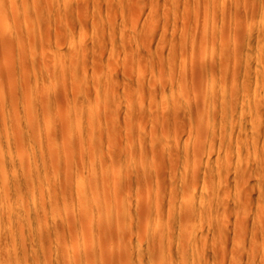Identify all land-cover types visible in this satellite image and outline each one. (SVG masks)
Masks as SVG:
<instances>
[{
	"label": "rangeland",
	"instance_id": "obj_1",
	"mask_svg": "<svg viewBox=\"0 0 264 264\" xmlns=\"http://www.w3.org/2000/svg\"><path fill=\"white\" fill-rule=\"evenodd\" d=\"M0 74V264H264V0H0Z\"/></svg>",
	"mask_w": 264,
	"mask_h": 264
},
{
	"label": "bare ground",
	"instance_id": "obj_2",
	"mask_svg": "<svg viewBox=\"0 0 264 264\" xmlns=\"http://www.w3.org/2000/svg\"><path fill=\"white\" fill-rule=\"evenodd\" d=\"M52 1H53V0H52ZM54 1H55V0H54ZM53 3H54V2H53ZM58 3H59V2H58ZM57 5H58V4H57ZM55 6H56V5H55ZM53 12H54V11H53ZM64 14H65V13H64ZM71 38H72V37H71ZM74 39H75V38H74ZM83 39H84V38H83ZM70 42H71V41H70ZM70 42H69V43H70ZM65 43H67V41H66ZM65 45H66V44H65ZM61 46H62V45H61ZM63 47H64V46H63ZM70 47H71V45H70ZM80 47H81V46H80ZM75 48H76V47H75ZM77 48H78V47H77ZM63 49H64V48H63ZM71 50H72V49H71ZM64 51H66V50H64ZM85 52H86V51H85ZM85 52H84V53H85ZM55 53H56V52H55ZM64 53H65V52H64ZM81 53H82V52H81ZM119 53H120V52H119ZM121 53H122V52H121ZM71 54H72V53H71ZM39 55H40V54H39ZM54 55H55V54H54ZM67 55H68V54H67ZM24 56H25V55H24ZM52 56H53V55H52ZM101 56H102V55H101ZM101 56H100V57H101ZM30 57H31V56H30ZM41 57H42V56H41ZM33 58H34V57H33ZM50 58H51V57H50ZM54 58H55V56H54ZM80 58H81V57H80ZM95 58H96V57H95ZM22 59H23V58H22ZM24 59H25V58H24ZM48 59H49V58H48ZM61 59H62V58H61ZM78 59H79V57H78ZM18 60H19V59H18ZM25 60H26V59H25ZM34 60H36V59H34ZM68 60H69V58H68ZM88 60H89V59H88ZM96 60H97V59H96ZM62 61H63V60H62ZM66 61H67V60H66ZM74 61H76V60H74ZM83 61H85V60H83ZM91 61H92V60H91ZM56 62H57V61H56ZM17 63H18V61H17ZM33 63H34V62H33ZM50 63H51V62H50ZM79 63H80V62H79ZM86 63H87V62H86ZM55 64H56V63H55ZM60 64H61V63H60ZM67 64H68V63H67ZM76 64H77V63H76ZM88 64H89V63H88ZM18 65H19V64H18ZM20 65H22V64H20ZM90 65H91V64H90ZM120 65H122V64L120 63ZM23 66H24V65H23ZM27 66H28V65H27ZM88 66H89V65H88ZM202 66H203V65H202ZM20 67H21V66H20ZM29 67H30V66H29ZM31 67H32V66H31ZM17 68H18V67H17ZM63 68H64V67H63ZM91 68H92V67H91ZM122 68H123V67H122ZM27 69H28V71H29V68H27ZM27 69H26V70H27ZM89 69H90V68H89ZM3 70H4V69H3ZM30 70H31V69H30ZM67 70H68V69H67ZM91 70H92V69H91ZM16 71H17V70H16ZM18 71H19V70H18ZM73 71H74V70H73ZM123 71H125V70H123ZM12 72H13V71H12ZM19 72H20V71H19ZM62 72H63V71H62ZM92 72H93V71H92ZM94 72H95V71H94ZM2 73H3V72H2ZM28 73H29V72H28ZM30 73H31V72H30ZM44 73H45V72H44ZM122 73H123V72H122ZM122 73H121V74H122ZM254 73H255V72H254ZM26 74H27V73H26ZM46 74H48V73H46ZM64 74H65V73H64ZM261 74H262V73H261ZM0 75H1V74H0ZM9 75H10V74H9ZM33 75H34V74H33ZM39 75H40V74H39ZM39 75H38V78H39ZM54 75H55V74H54ZM65 75H66V74H65ZM3 76H4V75H3ZM15 76H16V75H15ZM20 76H21V75H20ZM56 76H57V75H56ZM0 77H2V76H0ZM26 77H27V76H26ZM46 77H47V76H46ZM65 77H67V76H65ZM90 77H91V76H90ZM110 77H111V76H110ZM16 78H17V76H16ZM18 78H19V77H18ZM24 78H25V77H24ZM33 78H34V77H33ZM114 78H115V77H114ZM123 78H124V77H123ZM10 79H11V78H10ZM22 79H23V78H22ZM29 79H30V78H29ZM58 79H59V78H58ZM61 79H62V78H61ZM69 79H70V78H69ZM34 80H35V79H34ZM51 80H52V79H51ZM55 80H56V79H55ZM59 80H60V79H59ZM100 80H101V79H100ZM109 80H110V79H109ZM114 80H115V79H114ZM120 80H121V79H120ZM0 81H1V78H0ZM23 81H24V80H23ZM107 81H108V80H107ZM16 82H17V80H16ZM29 82H30V81H29ZM3 83H4V82H3ZM3 83H2V84H3ZM5 83H6V82H5ZM45 83H46V81H45ZM65 83H66V81H65ZM69 83H70V82H69ZM91 83H92V82H91ZM96 83H97V82H96ZM110 83H111V82H110ZM117 83H118V82H117ZM235 83H236V82H235ZM257 83H258V82H257ZM2 84H1V85H2ZM9 84H10V83H9ZM9 84H8V85H9ZM18 84H19V83H18ZM18 84H17V85H18ZM20 84H21V83H20ZM52 84H53V81H52ZM67 84H68V83H67ZM89 84H90V83H89ZM92 84H93V83H92ZM121 84H122V83H121ZM6 85H7V84H6ZM8 85H7V86H8ZM10 85H11V84H10ZM12 85H13V84H12ZM30 85H31V83H30ZM95 85H97V84H95ZM99 85H100V83H99ZM118 85H119V84H118ZM258 85H259V84H258ZM44 86H45V85H44ZM57 86H58V85H57ZM75 86H76V85H75ZM81 86H82V85H81ZM263 86H264V85H263ZM18 87H19V86H18ZM50 87H52V86H50ZM66 87H67V86H66ZM82 87H83V86H82ZM100 87H102V86H100ZM112 87H113V86H112ZM124 87H125V86H124ZM11 88H12V86H11ZM22 88H23V87H22ZM56 88H57V87H56ZM78 88H79V87H78ZM118 88H119V87H118ZM121 88H122V87H121ZM0 89H1V87H0ZM9 89H10V88H9ZM20 89H21V88H20ZM20 89H19V90H20ZM23 89H24V88H23ZM35 89H36V87H35ZM42 89H43V88H42ZM83 89H84V88H83ZM91 89H92V88H91ZM12 90H14V89H12ZM24 90H25V89H24ZM57 90H58V89H57ZM71 90H72V89H71ZM78 90H79V89H78ZM80 90H81V89H80ZM115 90H116V87H115ZM3 91H4V90H3ZM5 91H6V90H5ZM35 91H36V90H35ZM72 91H73V90H72ZM90 91H91V90H90ZM92 91H93V90H92ZM101 91H102V90H101ZM9 92H10V91H9ZM18 92H19V91H18ZM18 92H17V94H18ZM20 92H22V90H21ZM24 92H25V91H24ZM32 92H33V91H32ZM46 92H47V91H46ZM49 92H50V91H49ZM94 92H95V91H94ZM113 92H115V91H113ZM120 92H121V91H120ZM58 93H59V92H58ZM70 93H71V92H69V94H70ZM100 93H101V92H100ZM255 93H257V92H255ZM8 94H10V93H8ZM13 94H14V93H13ZM19 94H20V93H19ZM35 94H36V93H35ZM55 94H56V93H55ZM81 94H82V93H81ZM83 94H84V93H83ZM94 94H95V93H94ZM111 94H112V93H111ZM117 94H118V93H117ZM6 95H7V94H6ZM6 95H4V96H6ZM25 95H26V94H25ZM53 95H54V94H53ZM71 95H72V94H71ZM75 95H76V94H75ZM99 95H100V94H99ZM101 95H102V94H101ZM115 95H116V94H115ZM17 96H18V95H17ZM38 96H39V95H38ZM41 96H43V94H41ZM41 96H40V97H41ZM78 96H79V95H78ZM258 96H259V95H258ZM7 97H10V96H7ZM23 97H24V95H23ZM43 97H44V96H43ZM57 97H59V96H57ZM64 97H65V96H64ZM110 97H111V96H110ZM112 97H113V96H112ZM116 97H117V95H116ZM122 97H123V96H122ZM18 98H19V96H18ZM30 98H31V97H30ZM48 98H49V97H48ZM66 98H67V97H66ZM71 98H72V96H71ZM78 98H79V97H78ZM87 98H88V97H87ZM92 98H93V97H92ZM24 99H25V98H24ZM39 99H40V98H39ZM49 99H50V98H49ZM49 99H48V100H49ZM60 99H61V98H60ZM79 99H80V98H79ZM117 99H118V98H117ZM117 99H116V100H117ZM21 100H22V99H21ZM54 100H55V99H54ZM100 100H101V98H100ZM102 100H103V99H102ZM111 100H112V98H111ZM16 101H17V100H16ZM25 101H26V99H25ZM38 101H39V100H38ZM40 101H41V100H40ZM52 101H53V100H52ZM82 101H84V100H82ZM85 101H86V100H85ZM92 101H93V100H92ZM94 101H95V100H94ZM118 101H119V100H118ZM246 101H247V100H246ZM41 102H42V101H41ZM122 102H123V99H122ZM24 103H25V102H24ZM69 103H70V102H69ZM95 103H96V102H95ZM107 103H108V102H107ZM109 103H110V102H109ZM7 104H8V103H7ZM12 104H13V103H12ZM19 104H20V103H19ZM50 104H51V103H50ZM50 104H49V105H50ZM87 104H88V102H87ZM101 104H102V103H101ZM123 104H124V103H123ZM253 104H254V103H253ZM1 105H2V104H1ZM37 105H38V104H37ZM70 105H71V104H70ZM95 105H96V104H95ZM107 105H109V104H107ZM4 106H5V105H4ZM7 106H8V105H7ZM11 106H13V105H11ZM28 106H29V105H28ZM40 106H41V105H40ZM125 106H126V105H125ZM263 106H264V105H263ZM9 107H10V106H9ZM9 107H8V111L10 110ZM36 107H37V106H36ZM44 107H45V106H44ZM96 107H97V106H96ZM104 107H105V106H104ZM112 107H113V106H112ZM231 107H232V106H231ZM233 107H234V106H233ZM20 108H21V107H20ZM26 108H27V107H26ZM34 108H35V107H34ZM81 108H82V107H81ZM81 108H80V109H81ZM100 108H101V107H100ZM114 108H115V106H114ZM124 108H125V107H124ZM13 109H14V108H13ZM24 109H25V108H24ZM38 109H39V108H38ZM67 109H68V108H67ZM71 109H72V108H71ZM243 109H244V108H243ZM246 109H247V108H246ZM257 109H259V108L257 107ZM1 110L4 111L2 108H1ZM22 110H23V109H22ZM26 110H27V109H26ZM26 110H23V111L25 112V114H26V116H27V115H28V114H27L28 110H27V111H26ZM55 110H56V109H55ZM81 110H82V109H81ZM88 110H89V109H88ZM97 110H98V109H97ZM112 110H113V109H112ZM248 110H249V109H248ZM8 111H7V112H8ZM71 111H72V110H71ZM79 111H80V110H79ZM125 111H126V110H125ZM257 111H258V110H257ZM34 112H35V111H34ZM96 112H97V111H96ZM122 112H123V111H122ZM187 112H188V111H187ZM226 112H227V111H226ZM228 112H229V111H228ZM233 112H234V111H233ZM237 112H238V111H237ZM263 112H264V111H263ZM1 113H2V112H1ZM3 113L5 114V111H4ZM3 113H2V114H3ZM9 113H10V111H9ZM12 113H13V112H12ZM20 113H21V112H20ZM90 113H91V112H90ZM92 113H93V112H92ZM97 113H98V112H97ZM126 113H127V112H126ZM222 113H223V112H222ZM4 114H3V115H4ZM7 114H8V113H7ZM7 114H6V115H7ZM23 114H24V113H23ZM34 114H36V112H35ZM66 114H68V113H66ZM94 114H95V113H94ZM100 114H101V113H100ZM105 114H106V113H105ZM123 114H124V112H123ZM123 114H122V115H123ZM227 114L229 115V113H227ZM239 114H240V113H239ZM259 114H260V113H259ZM6 115H4V116H6ZM45 115H46V114H45ZM75 115H76V114H75ZM77 115H78V114H77ZM1 116H2V115H1ZM1 116H0V117H1ZM13 116H14V115H13ZM13 116L11 115V117H13ZM26 116H25V117H26ZM107 116H108V114H107ZM107 116H105V117H107ZM109 116H110V115H109ZM123 116H125V114H124ZM177 116H178V115H177ZM6 117H8V116H6ZM9 117H10V115H9ZM9 117H8V120H6L7 118H5V121H6V122L3 121V122H4L3 124L5 125V123H6V126H7V123H8V125H9V122H7V121H9L10 118H11V117H10V118H9ZM15 117H17V116H14L13 119H14ZM22 117H24V115H23ZM33 117H34V116H33ZM44 117H45V116H44ZM72 117H73V116H72ZM91 117H92V115H91ZM100 117H102V116H100ZM110 117H111V116H110ZM112 117H113V116H112ZM121 117H122V116H121ZM172 117H173V115H172ZM178 117H179V116H178ZM238 117H240V116H238ZM261 117H262V116H261ZM2 118H4V117L2 116ZM2 118H1V119H2ZM18 118H19V117H18ZM117 118H118V117H117ZM192 118H193V117H192ZM231 118H232V117H231ZM245 118H246V117H245ZM247 118H248V117H247ZM1 119H0V120H1ZM13 119L10 120V124H12L11 122L13 121V123H14L13 125H14V126H15L16 123H17L16 125H18V122H17L18 119L16 118V121H14ZM19 119H21V116H20ZM26 119H27V118H26ZM101 119H102V118H101ZM104 119H105V118H104ZM106 119H107V118H106ZM110 119H111V118H110ZM173 119H174V118H173ZM175 119H176V118H175ZM179 119H180V118H179ZM2 120H3V119H2ZM21 120H23V118H22ZM24 120H25V118H24ZM24 120H23V121H24ZM48 120H49V119H48ZM77 120H78V119H77ZM89 120H90V119H89ZM111 120H112V119H111ZM120 120H121V119H120ZM214 120H215V119H213V121H214ZM240 120H241V118H240ZM247 120H249V119H247ZM18 121H19V120H18ZM25 121H26V122H25V123L23 122V124H26V126H27V125H28V124H27V123H28V122H27L28 119L25 120ZM96 121H97V120H96ZM102 121H103V120H102ZM123 121H125V120H123ZM174 121H175V120H174ZM174 121H173V122H174ZM179 121H180V120H179ZM187 121H188V120H187ZM194 121H195V120H194ZM250 121H251V120H250ZM15 122H16V123H15ZM20 122H22V121H19V123H20ZM83 122H84V121H83ZM97 122H98V121H97ZM105 122H106V120H105ZM105 122H104V123H105ZM197 122H198V121H197ZM245 122H246V121H245ZM1 123H2V122H1ZM1 123H0V124H1ZM50 123H51V122H50ZM102 123H103V122H102ZM106 123H108V122H106ZM124 123H126V122H124ZM179 123H181V122H179ZM238 123H239V122H238ZM249 123H250V122H249ZM34 124H36V123H34ZM42 124H43V123H42ZM44 124H45V123H44ZM54 124H55V123H54ZM60 124H61V123H60ZM78 124H79V123H78ZM162 124H163V122H162ZM174 124H175V123H174ZM184 124H185V123H184ZM192 124L194 125V123H192ZM227 124H228V122H227ZM1 125H2V124H1ZM103 125H104V124H103ZM108 125H109V124H108ZM120 125H121V124H120ZM155 125H156V124H155ZM176 125H177V124H176ZM176 125H175V126H176ZM178 125H179V124H178ZM193 125H192V126H193ZM9 126H10V125H9ZM9 126H7V128H8ZM11 126H12V125H11ZM14 126H13V129H15V127H16V126H15V127H14ZM26 126L24 125L25 128H22V130L20 131V133H17V132H18L17 129H16L17 131L15 130L17 134H21V135H22L21 139H22V138L25 139V137L28 138V136H29V132H28V130H27V129H28L27 127H29V126H27V127H26ZM42 126H43V125H42ZM46 126H47V125H46ZM89 126H90V125H89ZM95 126H96V125H95ZM123 126H124V125H123ZM179 126H180V125H179ZM239 126H240V125H239ZM22 127H23V125H22ZM33 127H34V126H33ZM77 127H78V125H77ZM106 127H107V126H106ZM108 127H109V126H108ZM177 127H178V126H177ZM3 128H5V127H3ZM3 128H2V129H3ZM7 128H5V130H6ZM9 128H11V127H9ZM103 128H104V127H103ZM160 128H161V127H160ZM193 128H194V127H193ZM237 128H238V127H237ZM11 129H12V128H11ZM13 129H12V130H13ZM55 129H56V128H55ZM82 129H83V127H82ZM87 129H88V128H87ZM87 129H86V130H87ZM100 129H101V128H100ZM174 129H175V128H174ZM188 129H189V128H188ZM202 129H204V128H202ZM257 129H258V128H257ZM5 130H4V131H5ZM7 130H10V129H7ZM7 130H6V131H7ZM34 130H35V129H34ZM80 130H81V129H80ZM89 130H90V129H89ZM151 130H152V129H151ZM176 130H177V129H176ZM189 130H190V129H189ZM225 130H226V129H225ZM0 131H1V129H0ZM6 131H5V133H6ZM42 131H43V130H42ZM46 131H47V130H46ZM46 131H45V132H46ZM78 131H79V130H78ZM125 131H126V130H125ZM125 131H124V132H125ZM179 131H180V130H179ZM191 131H192V130H190V133H191ZM201 131H202V130H201ZM221 131H222V130H221ZM262 131H263V130H262ZM11 132H13V131H11ZM146 132H147V131H146ZM152 132H153V130H152ZM174 132H175V131H174ZM16 133L14 134V132H13L14 137H15L14 139H16V137H17V136H16V135H17ZM40 133H41V132H40ZM61 133H62V132H61ZM86 133H87V132H86ZM103 133H104V132H103ZM127 133H128V132H127ZM140 133H141V132H140ZM177 133H178V132H177ZM193 133H194V132H193ZM75 134H76V133H75ZM100 134H101V133H99V136H100ZM125 134H126V133H125ZM146 134H147V133H146ZM152 134H155V133H152ZM184 134H186V133H184ZM197 134H199V133H197ZM219 134H220V133H219ZM263 134H264V133H263ZM5 135H6V134H5ZM9 135H10V134H9ZM36 135H37V134H36ZM44 135H45V134H44ZM83 135H84V134H83ZM86 135H88V133H87ZM141 135H142V134H141ZM177 135H178V134H177ZM187 135H188V134H187ZM202 135H203V134H202ZM209 135H210V134H209ZM255 135H256V134H255ZM54 136H56V135H54ZM91 136H92V135H91ZM121 136H122V135H121ZM139 136H140V135H139ZM198 136H199V135H198ZM33 137H34V136H33ZM35 137H36V136H35ZM40 137H41V136H40ZM45 137H46V136H45ZM69 137H70V136H69ZM69 137H68V138H69ZM83 137H84V136H83ZM88 137H90V136L88 135ZM101 137H102V135H101ZM124 137H125V136H124ZM149 137H150V136H149ZM152 137H153V136H151V138H152ZM212 137H213V135H212ZM3 138H4V137H3ZM12 138H13V137H12ZM37 138H38V137H37ZM78 138H79V137H78ZM93 138H95V137H93ZM99 138H100V137H99ZM198 138H199V137H198ZM202 138H203V137H202ZM262 138H263V136H262ZM17 139H19V137H18ZM45 139H46V138H45ZM76 139H77V138H76ZM89 139H90V138H89ZM204 139H205V136H204ZM208 139H209V138H208ZM210 139H211V138H210ZM214 139H215V138H214ZM255 139H256V138H255ZM33 140H35V139H33ZM79 140H80V139H79ZM202 140H203V139H202ZM257 140H258V139H257ZM13 141H14V140H13ZM15 141H17V140H15ZM18 141L21 142L20 139H19ZM18 141H17V142H18ZM22 141H23V140H22ZM24 141H28V140L25 139ZM44 141H45V140H44ZM62 141H63V140H62ZM142 141H143V140H142ZM200 141H201V140H200ZM17 142H16V143H17ZM37 142H38V140H37ZM47 142H48V141H47ZM79 142H80V141H79ZM82 142H83V141H82ZM108 142H109V141H108ZM146 142H147V141H146ZM8 143H9V142H8ZM8 143L6 142V144H8ZM16 143H15V144H16ZM24 143H25V142H24ZM39 143H41V142H39ZM57 143H58V142H56V145H57ZM95 143H96V142H95ZM124 143H125V142H124ZM124 143H123V144H124ZM143 143H144V142H143ZM147 143H148V142H147ZM165 143H166V142H165ZM263 143H264V142H263ZM13 144H14V143H13ZM13 144H12V145H13ZM15 144H14V146H11V147H9V148H13V147L15 148V147H16ZM17 144H18V143H17ZM29 144H30V143H29ZM62 144H63V143H62ZM84 144H85V143H84ZM88 144H89V143H88ZM88 144H87V145H88ZM103 144H104V143H103ZM123 144H122V146H123ZM2 145H3V144H2ZM2 145L0 144V147H1ZM9 145H11V142H10V144H8V146H9ZM18 145H19V144H18ZM18 145H17V146H18ZM25 145H26V144H25ZM35 145H36V144H35ZM95 145H96V144H95ZM111 145H112V144H111ZM115 145H116V144H115ZM119 145H121V144L119 143ZM187 145H188V144H187ZM5 146H7V145H5ZM8 146H7V149H8ZM19 146H20V145H19ZM28 146H29V145H28ZM36 146H37V145H36ZM46 146H47V145H46ZM101 146H102V144H101ZM106 146H107V145H106ZM127 146H128V145H127ZM145 146H146V145H145ZM150 146H151V145H150ZM157 146H158V145H157ZM161 146H162V145H161ZM173 146H174V145H173ZM2 147H3V146H2ZM40 147H41V146H40ZM63 147H64V146H63ZM81 147H84V146H81ZM85 147H86V146H85ZM109 147H111V146H109ZM183 147H184V146H183ZM257 147H258V146H257ZM4 148H5V147H4ZM16 148L18 149V147H16ZM16 148H15V149H16ZM87 148H88V147H87ZM92 148H93V146H92ZM97 148H98V147H97ZM164 148H165V147H164ZM174 148H175V147H174ZM205 148H206V147H205ZM21 149H22V148H21ZM64 149H65V148H64ZM64 149H63V150H64ZM94 149H95V148H94ZM107 149H108V147H107ZM121 149H122V148H121ZM150 149H151V148H150ZM162 149H163V147H162ZM179 149H180V148H179ZM189 149H190V148H189ZM1 150H3V148H2ZM42 150H44V149H42ZM123 150H124V149H123ZM131 150H132V149H131ZM184 150H185V149H184ZM186 150H187V149H186ZM4 151H5V150H4ZM12 151H15V150H11V152L8 151L9 153H11V156H13L12 154H14V153H12ZM66 151H67V150H66ZM66 151H65V152H66ZM95 151H96V150H95ZM147 151H149V150L147 149ZM168 151H169V150H168ZM172 151H173V150H172ZM179 151H180V150H179ZM196 151H198V150H196ZM196 151H195V152H196ZM217 151H218V150H217ZM6 152H7V151H6ZM8 152H7V154H9ZM21 152H22V151H21ZM23 152H24V151H23ZM44 152H45V150H44ZM51 152H52V151H51ZM63 152H64V151H63ZM141 152H142V151H141ZM223 152H224V151H223ZM0 153H1V152H0ZM16 153H17V152H16ZM95 153H96V152H95ZM97 153H98V152H97ZM97 153H96V154H97ZM144 153H145V152H144ZM146 153H147V152H146ZM149 153H150V152H149ZM193 153H194V152H193ZM196 153H198V152H196ZM89 154H90V153H89ZM96 154H94V155L96 156ZM194 154H195V153H194ZM2 155H3V154H2ZM94 155H93V156H94ZM98 155L100 156V154H98ZM216 155H217V154H216ZM226 155H227V154H226ZM235 155H236V154H235ZM6 156H7V155H6ZM212 156H213V155H212ZM2 157H3V156H2ZM4 157H5V156H4ZM51 157H52V156H51ZM110 157H111V156H110ZM10 158H12V157H9V159H10ZM19 158H21L20 155H19ZM22 158H23V157H22ZM22 158H21V159H22ZM26 158H27V157H26ZM85 158H86V157H85ZM92 158H93V157H92ZM111 158H112V157H111ZM225 158H226V157H225ZM21 159H19V160H20L19 163L21 162V164H19L18 161H17V163H18L19 165H18L16 162H15V163H16V164H15L14 161H11V160H10V161H11L13 164L9 165V162H10V161L7 162L8 164H7V163H6V164H7V166H10V167H8V168H11L12 166L15 168V167L17 166V168L20 167V168L22 169V171H21L22 174L20 173V174H21L20 177H22V179H21V180H18L17 182H15L16 179H17V178H15V181L13 182V180H14V179H13L11 183H12V185L14 184V186H15L16 183H17V184L20 183L19 185H17V186H19V188L21 187L19 190L22 191V189H23V190H24V194H26V193H25V190L27 191V189L30 188V185H29V184H30V182H29V175H27V172H28V174H29V171H28V168H29V167L27 168V166H26V164H25V163H27L26 160H28V159H26V160H24V159L21 160ZM30 159H31V158H30ZM98 159H99V158H98ZM103 159H104V158H103ZM114 159H115V158H114ZM116 159H117V158H116ZM12 160H14V157H13ZM106 160H107V158H106ZM106 160H105V161H106ZM121 160H122V159H121ZM234 160H235V159H234ZM4 161H5V160H4ZM4 161H3V160H0V180H1V181H0V185H1L2 183H4V185H2V186H5V185H6V181H5L4 178L7 177L6 174L9 172V170L6 171V172H4V173L2 172V171H5L4 168H6V167H4V163H5ZM30 161H31V160H30ZM90 161H92V160H90ZM97 161H98V160H97ZM97 161H96V162H97ZM103 161H104V160H103ZM122 161H123V160H122ZM31 162H32V161H31ZM83 162H84V161H83ZM83 162H82V163H83ZM101 162H102V161H101ZM107 162H108V161H107ZM113 162H114V161H113ZM72 163H73V162H72ZM90 163H91V162H90ZM227 163H228V162H227ZM227 163H226V164H227ZM68 164H69V163H68ZM87 164H88V161H87ZM94 164H95V162H94ZM107 164H108V163H107ZM110 164H111V163H110ZM113 164H114V163H113ZM134 164H135V163H134ZM229 164H230V163H229ZM15 165H16V166H15ZM31 165H32V163H31ZM70 165H71V164H70ZM73 165H74V163H73ZM84 165H85V164H84ZM101 165H102V164H100L99 166H101ZM111 165H112V164H111ZM125 165H126V164H125ZM5 166H6V165H5ZM93 166H94V165H93ZM112 166H113V165H112ZM13 167H12V168H13ZM104 167H105V166H104ZM128 167H129V166H128ZM8 168H7V169H8ZM98 168H99V167H98ZM35 169H36V168H35ZM111 169H112V168H111ZM121 169H122V168H121ZM128 169H129V168H128ZM1 170H2V171H1ZM10 170L12 171L13 169H10ZM95 170H96V169H95ZM105 170H106V169H105ZM119 170H120V169H119ZM13 171H14V170H13ZM19 172H20V171H19ZM76 172H77V170H76ZM92 172H93V171H92ZM103 172H104V170H103ZM118 172H119V171H118ZM125 172H126V171H125ZM134 172H135V170H134ZM139 172H140V171H139ZM5 173H6V174H5ZM10 173L13 174V172H10ZM10 173H9V174H10ZM59 173H60V172H59ZM64 173H65V172H64ZM68 173H69V172H68ZM68 173H67V174H68ZM106 173H107V172H106ZM121 173H122V172H121ZM9 174H7V175H9ZM53 174H54V173H53ZM80 174H81V172H80ZM101 174H102V173H101ZM3 175H4L5 177H3ZM13 175H14V174H13ZM50 175H51V174H50ZM82 175H83V174H82ZM91 175H92V174H91ZM97 175L99 176L98 173H97ZM105 175H106V174H105ZM118 175H119V174H118ZM129 175H130V174H129ZM131 175H132V174H131ZM53 176H54V175H53ZM66 176H67V175H66ZM75 176H77V175H75ZM55 177H57V176H55ZM55 177H54V178H55ZM93 177H95V176H93ZM117 177H118V176H117ZM65 178H66V177H65ZM70 178H71V177H70ZM83 178H84V177H83ZM83 178H82V179H83ZM90 178H91V177H90ZM18 179H20V178H18ZM97 179H98V178H97ZM107 179H108V178H107ZM121 179H122V178H121ZM53 180H54V179H53ZM53 180H52V181H53ZM63 180H64V178H63ZM118 180H119V179H118ZM19 181H20V182H19ZM75 181H76V180H75ZM77 181H78V180H77ZM103 181H104V180H103ZM127 181H128V180H127ZM73 182H74V180H73ZM93 182H94V181H93ZM97 182H98V180H97ZM113 182H114V180H113ZM11 183H10V185H11ZM54 183H55V182H54ZM64 183H66V182L64 181ZM67 183H68V182H67ZM67 183H66V184H67ZM88 183H89V182H88ZM91 183H92V181H91ZM91 183H90V184H91ZM111 183H112V181H111ZM69 184H70V183H69ZM79 184H80V183H78V185H79ZM83 184H84V183H83ZM107 184H108V182H107ZM114 185H115V184H114ZM69 186H70V185H69ZM69 186H68V187H69ZM75 186H76V184H75ZM88 186H89V185H88ZM104 186H105V185H104ZM0 187H1V186H0ZM11 187H13V186H11ZM15 187H16V186H15ZM15 187H14V191H15ZM78 187H79V186H78ZM117 187H118V186H117ZM4 188H5V190H0V206H2V205L4 206V205L6 204L5 201H6L7 198L4 199V197H6V195H8L7 193H9V192H8L9 187L7 186V188H6V187H4ZM56 188H57V187H56ZM98 188H99V187H98ZM114 188H116V187H114ZM0 189H1V188H0ZM2 189H3V188H2ZM12 189H13V188H11L10 190H12ZM16 189H17V187H16ZM88 189H89V188H88ZM88 189H87V190H88ZM122 189H123V188H122ZM10 190H9V191H10ZM19 190H18V191H19ZM28 190H29V189H28ZM64 190H65V189H64ZM78 190H79V188H78ZM106 190H107V189H106ZM119 190H120V189H119ZM14 191H13V192H14ZM71 191H72V190H71ZM91 191H92V190H91ZM22 192H23V191H22ZM27 192H28V191H27ZM76 192H78L77 189H76ZM107 192H108V190H107ZM115 192H116V190H115ZM64 193H65V191H64ZM73 193H74V192H73ZM92 193H93V192H92ZM122 193H123V192H122ZM46 194H47V193H46ZM75 194H76V193H75ZM83 194H84V193H83ZM89 194H90V193H89ZM113 194H114V193H113ZM68 195H69V194H68ZM106 195H108V194L106 193ZM31 196H32V195H31ZM37 196H38V195H37ZM65 196H66V195H65ZM65 196H64L63 200L65 199ZM80 196H83V195H80ZM85 196H86V195H85ZM85 196H84V197H85ZM87 196H88V195H87ZM100 196H101V195H100ZM104 196H105V195H104ZM110 196H111V195H110ZM113 196H117V194H115V195H113ZM121 196H122V195H121ZM75 197H76V196H75ZM88 197H90V196H88ZM88 197H87V198H88ZM92 197H93V196H92ZM119 197H120V196H119ZM106 198H107V197H106ZM106 198H103V199L105 200ZM108 198L110 199V197H108ZM113 198H114V197H113ZM115 198H116V197H115ZM58 199H59V198H58ZM130 200H131V199H130ZM69 201H70V199H69ZM82 201H83V200H82ZM90 201H91V200H90ZM96 201H97V200H96ZM101 201H102V200H101ZM156 201L158 202V200H156ZM38 202H39V201H38ZM62 202H63V201H62ZM75 202H76V201H75ZM77 202H78V201H77ZM83 202H84V201H83ZM93 202H95V201H93ZM102 202H103V201H102ZM107 202H108V201H107ZM130 202H131V201H130ZM1 203H2V204H1ZM41 203H42V202H41ZM44 203H45V201H44ZM51 203H52V202H51ZM96 203H97V202H96ZM98 203H99V202H98ZM128 203H129V202H128ZM133 203H134V202H133ZM153 203H154V202H153ZM153 203H151V204H153ZM155 203H156V202H155ZM103 204H104V203H103ZM109 204H110V203H109ZM120 204H121V203H120ZM134 204H135V203H134ZM140 204H141V203H140ZM147 204H148V203H147ZM156 204H157V203H156ZM158 204H159V203H158ZM27 205H28V204H27ZM82 205H83V204H81V206H82ZM84 205H85V203H84ZM107 205H108V204H107ZM107 205H106V206H107ZM3 206H2V207H3ZM55 206H56V205H55ZM57 206H58V205H57ZM62 206H63V205H62ZM108 206H109V205H108ZM108 206H107V207H108ZM24 207H25V206H24ZM39 207H40V206H39ZM48 207H49V206H48ZM48 207H47V208H48ZM85 207H86V206H85ZM97 207H98V206H97ZM109 207H110V206H109ZM109 207H108V208H109ZM116 207H117V206H116ZM156 207H157V206H156ZM67 208H68V207H67ZM67 208H65V209H67ZM102 208H103V206H102ZM112 208H113V207H112ZM130 208H131V207H130ZM143 208H144V207H143ZM69 209H70V208H69ZM79 209H80V208H79ZM99 209L101 210V208H99ZM134 209H136V208H134ZM160 209H161V208H160ZM1 210H2V209H1ZM38 210H39V209H38ZM91 210H92V209H91ZM108 210H109V209H108ZM108 210L105 211L106 215H108V214L111 213L110 211H109L110 213H108ZM140 210H141V209H140ZM146 210H148V209L146 208ZM149 210H150V209H149ZM4 211H7V212H8V210H6V209H5ZM39 211H40V210H39ZM42 211H43V209H42ZM66 211H67V210H66ZM94 211H95V210H94ZM103 211H104V209H103ZM116 211H118V209H117ZM121 211H122V210H121ZM137 211L139 212V210H137ZM156 211H159V210L157 209ZM1 212H3V210H2ZM1 212H0V213H1ZM7 212H4V213L8 214ZM9 212H10V210H9ZM24 212H25V211H24ZM27 212H28V211H27ZM55 212H56V211H55ZM68 212H70V211H68ZM99 212L102 213V211H99ZM118 212H119V211H118ZM87 213H89V212H87ZM107 213H108V214H107ZM123 213L125 214V211H124ZM133 213H134V212H133ZM146 213H147V211H146ZM103 214H104V213H103ZM131 214H132V213H131ZM140 214H142V212H141ZM143 214H145V213H143ZM143 214H142V215H143ZM155 214H156V212H155ZM2 215H3V214H2ZM49 215H50V214H49ZM64 215H65V214H64ZM77 215H79V214H77ZM90 215H91V214H90ZM95 215H96V214H95ZM98 215H99V214H97V216H98ZM112 215H113V214H112ZM133 215H135V214H133ZM142 215H141V218H142ZM147 215H148V214H147ZM79 216H80V215H79ZM83 216H84V214H83ZM91 216H92V215H91ZM63 217H64V216H63ZM118 217L120 218V214H119ZM151 217H152V216H151ZM103 218H104V217H103ZM121 218H122V217H121ZM139 218H140V217H139ZM144 218H146L145 215H144ZM148 218H149V217H147V219H148ZM123 219H124V218H123ZM51 220H52V219H51ZM84 220H85V219H84ZM116 220H117V219H116ZM187 220H188V219H187ZM97 221H98V220H97ZM107 221H108V220H107ZM114 221H115V220H114ZM185 221H186V220H185ZM94 222H95V221H94ZM108 222H109V224H111L110 221H108ZM121 222H122V221H121ZM142 222H143V220H142ZM50 223H51V222H50ZM71 223H73V222H71ZM71 223H70V225H72ZM99 223H100V222H99ZM124 223H125V222H124ZM86 224H87V223H85V225H86ZM133 224H134V223H133ZM140 224H142V223H140ZM50 225H51V224H50ZM96 225H97V224H96ZM96 225H95V226H96ZM68 226H69V225H68ZM134 226H135V225H134ZM137 226H138V225H137ZM140 226H141V225H140ZM87 227H88V226H87ZM115 227H116V226H115ZM117 227H118V226H117ZM122 227H123V226H122ZM69 228H70V226H69ZM71 228H72V226H71ZM91 228H92V227H91ZM108 228H109V227H108ZM108 228H107V229H108ZM95 229H96V228H95ZM98 229H99V228H98ZM98 229H97V230H98ZM107 229H106V230H107ZM164 229H165V228H164ZM41 230H42V228H41ZM67 230H68V229H67ZM84 230H85V229H84ZM151 230H152V229H151ZM170 230H171V229H170ZM49 231H50V230H49ZM51 231H52V230H51ZM135 231H136V229H135ZM66 232H67V231H66ZM89 232H90V231H89ZM143 232H144V231H143ZM155 232H156V231H155ZM87 233H88V232H87ZM97 233H98V232H97ZM99 233H100V232H99ZM129 233H130V232H129ZM63 234H64V233H63ZM67 234H68V233H67ZM80 234H82V233H80ZM152 234H153V233H152ZM160 234H161V232H160ZM48 235H49V233H48ZM68 235H69V234H68ZM72 235H73V234H72ZM102 235H103V234H102ZM107 235H109V234L107 233ZM126 235H127V234H126ZM135 235H136V234H135ZM52 236H54V235H52ZM52 236H51V237H52ZM85 236H87V235H85ZM103 236H104V235H103ZM129 236H130V235H129ZM138 236H139V235H138ZM149 236H151V235H149ZM67 237L69 238V236H67ZM71 237H72V236H71ZM87 237H89V236H87ZM118 237H119V236H118ZM135 237H136V236H135ZM141 237H142V236H141ZM53 238H54V237H53ZM55 238H56V237H55ZM95 238H96V237H95ZM99 238H100V235H99ZM106 238H107V237H106ZM144 238H145V237H144ZM144 238H143V240H145ZM147 238H148V236H147ZM152 238H154V237H152ZM158 238H159V237H158ZM51 239H52V238H51ZM61 239H62V238H61ZM168 239H169V237H168ZM82 240H83V239H82ZM86 240H87V239H86ZM86 240H85V241H86ZM108 240H109V239H108ZM137 240H138V239H137ZM148 240H149V238H148ZM53 241H54V240H53ZM85 241H84V243H85ZM152 241H153V240H152ZM167 241H168V240H167ZM57 242H58V241H57ZM153 242H154V241H153ZM156 242H157V241H156ZM59 243H60V242H59ZM59 243H58V244H59ZM87 243H88V242H87ZM120 243H121V242H120ZM54 244H55V243H54ZM67 244H68V243H67ZM76 244H77V243H76ZM81 244H82V243H81ZM88 244H89V243H88ZM126 244H127V243H126ZM150 244H151V243H150ZM155 244H156V243H155ZM165 244H166V243H165ZM55 245H56V244H55ZM72 245H73V244H72ZM102 245H103V244H102ZM158 245H159V244H158ZM170 245H171V244H170ZM53 246H54V245H53ZM76 246H77V245H76ZM87 246H88V245H87ZM105 246H107V245H105ZM51 247H52V246H51ZM94 247H95V246H94ZM143 247H144V246H143ZM145 247H146V246H145ZM152 247H153V246H152ZM116 248H117V247H116ZM159 248H161V247H159ZM59 249H60V248H59ZM146 249H147V247H146ZM149 249H150V248H149ZM151 249H154V248H151ZM169 249H170V248H169ZM54 250H55V249H54ZM73 250H74V249H73ZM80 250H81V249H80ZM89 250H90V249H89ZM89 250H88V251H89ZM106 250H107V249H106ZM76 251H77V250H76ZM91 251H92V250H91ZM112 251H113V250H112ZM152 251H153V250H152ZM45 252H46V251H45ZM63 252H65V251H63ZM156 252H157V251H156ZM84 253H85V252H84ZM92 253H93V252H92ZM170 253H171V252H170ZM48 254H49V253H48ZM77 254H79V252H78ZM103 254H104V253H103ZM145 254H146V253H145ZM145 254H144V255H145ZM161 254H162V253H161ZM175 254H176V253H175ZM65 255H67V254L65 253ZM68 255H69V254H68ZM87 255H88V254H87ZM95 255H96V254H95ZM48 256H49V255H48ZM81 256H82V255H81ZM84 256H85V255H84ZM177 256H178V255H177ZM60 257H61V256H60ZM79 257H80V255H79ZM99 257H101V256H99ZM107 257H109V256H107ZM116 257H117V256H116ZM123 257H124V256H123ZM140 257H141V256H140ZM181 257H182V256H181ZM54 258H55V257H54ZM65 258H66V257H65ZM91 258H92V256H91ZM103 258H104V257H103ZM136 258H137V256H136ZM74 259H75V258H74ZM74 259H73V260H74ZM77 259H78V258H77ZM100 259H101V258H100ZM134 259H135V258H134ZM142 259H143V258H141V261H142ZM78 260H79V259H78ZM104 260H105V258H104ZM108 260H109V259H108ZM114 260H116V259H114ZM118 260H119V259H118ZM118 260H116V261H118ZM146 260H147V259H146ZM168 260H169V259H168ZM53 261H54V260H53ZM81 261H82V260H81ZM111 261H113V260H111ZM119 261H120V260H119ZM175 261H176V259H175ZM177 261H178V260H177ZM54 262H55V261H54ZM56 262H57V261H56ZM69 262H71V261H69ZM101 262H102V261H101ZM109 262H110V261H109ZM129 262H130V261H129ZM129 262H128V263H125V264H129ZM137 262H138V261H137ZM146 262H147V261H146ZM153 262H155V261H153ZM179 262H180V261H179ZM191 262H192V261H191ZM107 263H108V262H107ZM114 263H115V261H114ZM117 263H118V262H117ZM138 263H139V262H138ZM141 263H142V262H141ZM193 263H194V262H193ZM52 264H53V263H52ZM64 264H65V263H64ZM78 264H79V263H78ZM87 264H88V263H87ZM91 264H92V262H91ZM103 264H104V263H103ZM123 264H124V263H123ZM131 264H133V263H131ZM134 264H136V262H135ZM147 264H148V263H147Z\"/></svg>",
	"mask_w": 264,
	"mask_h": 264
}]
</instances>
